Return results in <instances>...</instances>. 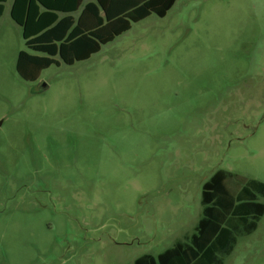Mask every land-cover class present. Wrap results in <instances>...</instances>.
<instances>
[{
  "label": "rangeland",
  "instance_id": "374dc122",
  "mask_svg": "<svg viewBox=\"0 0 264 264\" xmlns=\"http://www.w3.org/2000/svg\"><path fill=\"white\" fill-rule=\"evenodd\" d=\"M12 1L0 18V264L157 257L194 232L215 172L264 183V0H177L85 61L56 56L34 82L18 55H44L26 48ZM224 264H264V215Z\"/></svg>",
  "mask_w": 264,
  "mask_h": 264
},
{
  "label": "trees",
  "instance_id": "16d2710c",
  "mask_svg": "<svg viewBox=\"0 0 264 264\" xmlns=\"http://www.w3.org/2000/svg\"><path fill=\"white\" fill-rule=\"evenodd\" d=\"M176 1L13 0L10 18L21 28L26 48L44 55L21 51L16 70L22 79L34 82L42 70L58 64L56 56L66 65L85 61L133 23L151 14L165 17ZM6 2L0 0V18ZM260 199L263 182L218 170L202 185V213L194 232L157 257L146 254L134 264H224L238 238L256 231L264 215Z\"/></svg>",
  "mask_w": 264,
  "mask_h": 264
},
{
  "label": "crops",
  "instance_id": "0c3cea01",
  "mask_svg": "<svg viewBox=\"0 0 264 264\" xmlns=\"http://www.w3.org/2000/svg\"><path fill=\"white\" fill-rule=\"evenodd\" d=\"M8 1V0H7ZM86 1V0H85ZM13 2V1H12ZM6 4V3H5ZM86 4V3H85ZM12 5V4H11ZM11 8V7H10ZM4 10H5V5H4ZM3 16V15H2ZM9 16H10V10H9ZM78 16V13H76L75 15H74V17L76 18Z\"/></svg>",
  "mask_w": 264,
  "mask_h": 264
},
{
  "label": "water",
  "instance_id": "95a60500",
  "mask_svg": "<svg viewBox=\"0 0 264 264\" xmlns=\"http://www.w3.org/2000/svg\"><path fill=\"white\" fill-rule=\"evenodd\" d=\"M105 16V14L104 13H102V17H104ZM45 84H42V89H45Z\"/></svg>",
  "mask_w": 264,
  "mask_h": 264
},
{
  "label": "flooded vegetation",
  "instance_id": "af4514ba",
  "mask_svg": "<svg viewBox=\"0 0 264 264\" xmlns=\"http://www.w3.org/2000/svg\"><path fill=\"white\" fill-rule=\"evenodd\" d=\"M42 90V89H41Z\"/></svg>",
  "mask_w": 264,
  "mask_h": 264
}]
</instances>
